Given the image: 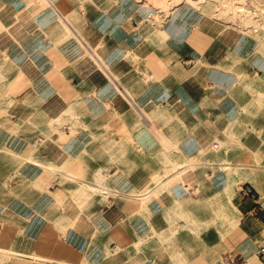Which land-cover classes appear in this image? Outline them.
Masks as SVG:
<instances>
[{
	"label": "crops",
	"instance_id": "crops-1",
	"mask_svg": "<svg viewBox=\"0 0 264 264\" xmlns=\"http://www.w3.org/2000/svg\"><path fill=\"white\" fill-rule=\"evenodd\" d=\"M261 164L262 33L0 0V264H264Z\"/></svg>",
	"mask_w": 264,
	"mask_h": 264
},
{
	"label": "rangeland",
	"instance_id": "rangeland-1",
	"mask_svg": "<svg viewBox=\"0 0 264 264\" xmlns=\"http://www.w3.org/2000/svg\"><path fill=\"white\" fill-rule=\"evenodd\" d=\"M177 1L178 0H166L167 4L163 5V8H159L161 5L157 7L156 5H151L147 0L146 5L148 9H150L151 13L155 15L161 14L164 15V17L169 16L170 12H174L176 9L181 11L182 9L185 10L186 7H191L194 8L196 13H198L201 17L206 16L212 19L221 20L226 22L228 26L236 28L241 32H248L253 35H256L257 33L261 35L262 33L264 36V0H213V4L209 3V0H198L199 5L197 6L194 5L192 0V3L188 2L186 6L181 5L179 7L176 6ZM160 9L163 10L161 11ZM165 10L169 12H165ZM257 163L260 164V162ZM260 167H264V164H261ZM258 172L260 173V171ZM240 187L244 189L250 188V186Z\"/></svg>",
	"mask_w": 264,
	"mask_h": 264
},
{
	"label": "bare ground",
	"instance_id": "bare-ground-1",
	"mask_svg": "<svg viewBox=\"0 0 264 264\" xmlns=\"http://www.w3.org/2000/svg\"><path fill=\"white\" fill-rule=\"evenodd\" d=\"M149 1V4L151 5H156L157 6H160L159 8H163V5L167 4L166 0H147ZM207 1V0H206ZM188 2L192 3V0H178L177 1V5L176 6H181V5H184L186 6L188 4ZM213 0H209V3L213 4ZM173 3V2H172ZM193 3L195 6L199 5L198 3V0H193ZM171 4V3H170ZM176 4V3H174ZM172 5V4H171ZM167 6V5H166ZM175 6V7H176ZM152 7V6H151ZM172 7V6H171ZM157 9V8H156ZM166 9V7H165ZM172 9V8H171ZM170 9V10H171ZM217 9V8H216ZM161 11L163 9H160ZM159 10V11H160ZM173 10V9H172ZM171 10V11H172ZM233 10V9H232ZM167 10H165L166 12ZM163 12V13H165ZM169 12V11H167ZM171 13V12H170ZM170 15V14H169ZM169 18V17H168ZM213 21V20H212ZM207 22V21H206ZM206 24V23H205ZM208 25V24H207ZM220 25V24H219ZM196 27V26H195ZM224 27V26H223ZM199 28V27H198ZM208 28V27H207ZM202 29V28H201ZM200 29V30H201ZM257 29V28H256ZM256 31V30H255ZM164 33V32H163ZM231 34V33H230ZM234 38V37H233ZM165 41V40H164ZM219 145V144H218ZM226 171H227V195H228V199L231 200L232 197H234L236 195L235 191L233 190V186L239 182H252L253 179H252V170L251 169H248L246 167H242L241 169H235V168H232V167H226ZM225 219V218H224ZM239 220L237 221H234L233 220V225H235L236 223H238Z\"/></svg>",
	"mask_w": 264,
	"mask_h": 264
},
{
	"label": "built area",
	"instance_id": "built-area-1",
	"mask_svg": "<svg viewBox=\"0 0 264 264\" xmlns=\"http://www.w3.org/2000/svg\"><path fill=\"white\" fill-rule=\"evenodd\" d=\"M190 61H187L186 63H185V65L186 66H190ZM242 190H244V192L247 194V195H253L254 193H253V191L250 189V188H246V189H242ZM254 196H255V194H254ZM262 219H264V214H262ZM258 255L259 256H261V255H264V247H262L261 249H260V251L258 252Z\"/></svg>",
	"mask_w": 264,
	"mask_h": 264
}]
</instances>
